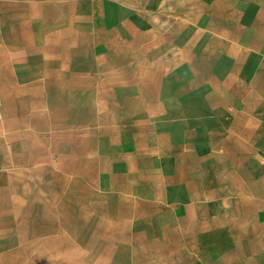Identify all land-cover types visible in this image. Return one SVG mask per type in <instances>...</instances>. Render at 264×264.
Returning a JSON list of instances; mask_svg holds the SVG:
<instances>
[{"label": "rangeland", "instance_id": "374dc122", "mask_svg": "<svg viewBox=\"0 0 264 264\" xmlns=\"http://www.w3.org/2000/svg\"><path fill=\"white\" fill-rule=\"evenodd\" d=\"M118 1L99 0L95 9L98 26L114 28L124 44L97 50L100 75L114 72V98L84 99L83 117L99 139L123 142L114 149L116 167L146 204L150 243L132 264L161 262L148 252L156 244L170 250L174 241L207 260L264 264V50L231 36L240 29L249 39L258 15L243 14L237 0ZM107 55L113 58H101ZM82 246L83 264L91 253L96 264H111L104 257L112 243L84 237ZM74 250L68 244L66 256ZM25 258L2 264L34 263Z\"/></svg>", "mask_w": 264, "mask_h": 264}, {"label": "crops", "instance_id": "0c3cea01", "mask_svg": "<svg viewBox=\"0 0 264 264\" xmlns=\"http://www.w3.org/2000/svg\"><path fill=\"white\" fill-rule=\"evenodd\" d=\"M237 1L245 5L243 14L258 15L260 23L256 29L249 26V39L237 29L233 40H249L252 49L264 50V0L260 5ZM98 4L0 0V264L24 254L32 264H83L84 237L91 243H112L104 257L111 264H132L136 254H147L146 204L125 185L115 164L114 149L123 142L99 139L95 126L83 117L84 99L114 98V69L100 75L97 50L106 44L108 52L124 46L116 42L114 28L98 26ZM201 24L213 28L209 21ZM219 32L227 38L225 28ZM92 108L99 115L98 103ZM68 244L75 249L69 257ZM179 244L174 241L170 250L154 245L150 259L161 262L149 264H227L226 258L207 260L194 247L185 252ZM97 260L91 253L90 264ZM247 264H259L258 259L251 257Z\"/></svg>", "mask_w": 264, "mask_h": 264}, {"label": "built area", "instance_id": "2783aa9c", "mask_svg": "<svg viewBox=\"0 0 264 264\" xmlns=\"http://www.w3.org/2000/svg\"><path fill=\"white\" fill-rule=\"evenodd\" d=\"M2 117V99L0 97V118Z\"/></svg>", "mask_w": 264, "mask_h": 264}]
</instances>
